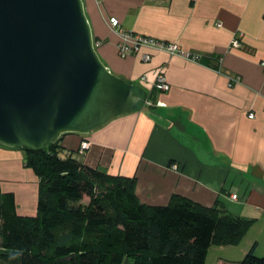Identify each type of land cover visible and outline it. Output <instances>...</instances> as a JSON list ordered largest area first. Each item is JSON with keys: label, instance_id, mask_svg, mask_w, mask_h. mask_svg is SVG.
I'll return each instance as SVG.
<instances>
[{"label": "crops", "instance_id": "crops-1", "mask_svg": "<svg viewBox=\"0 0 264 264\" xmlns=\"http://www.w3.org/2000/svg\"><path fill=\"white\" fill-rule=\"evenodd\" d=\"M82 2L99 58L146 97L134 113L88 134H64L60 145L76 151L86 141L75 157L111 175H134L144 204L164 205L173 194L203 206L219 201L252 221L242 251L254 243L264 255V0ZM110 17L120 30L173 43L199 61L146 47L120 58ZM159 71L166 91L153 88ZM234 76L240 80L229 86ZM24 157L0 145V191L13 192L18 214L34 215L38 179Z\"/></svg>", "mask_w": 264, "mask_h": 264}, {"label": "trees", "instance_id": "trees-1", "mask_svg": "<svg viewBox=\"0 0 264 264\" xmlns=\"http://www.w3.org/2000/svg\"><path fill=\"white\" fill-rule=\"evenodd\" d=\"M78 149L59 139L22 148L38 179L36 211L18 214L13 192L0 191V264H204L210 246L237 245L252 223L217 200L203 206L173 194L164 205L144 204L134 175L88 166ZM235 264H264V255L253 243Z\"/></svg>", "mask_w": 264, "mask_h": 264}, {"label": "water", "instance_id": "water-1", "mask_svg": "<svg viewBox=\"0 0 264 264\" xmlns=\"http://www.w3.org/2000/svg\"><path fill=\"white\" fill-rule=\"evenodd\" d=\"M93 42L82 0H0L1 146L46 148L141 106Z\"/></svg>", "mask_w": 264, "mask_h": 264}, {"label": "built area", "instance_id": "built-area-1", "mask_svg": "<svg viewBox=\"0 0 264 264\" xmlns=\"http://www.w3.org/2000/svg\"><path fill=\"white\" fill-rule=\"evenodd\" d=\"M108 25L111 29L117 32L118 42L116 44V51L120 57H125L126 55L132 52L138 51L141 47H146L153 50L166 52L169 55H177L191 61H199L200 58L199 56L185 53L173 43L157 40L152 37L143 36L131 31L120 30L119 21L115 17H110L108 19ZM93 44L94 46H97L99 44V41H94ZM232 45H236V42L235 41L232 42ZM149 57H150L149 54L143 55V59H149ZM261 65L264 66V61L261 62ZM144 80H145L144 75H141L139 77V82L143 83ZM239 80H240L239 76L231 77L229 79L228 85L231 86L232 84L239 82ZM153 88L158 91H166L169 88V85L166 82L165 77L160 71L155 74ZM146 104H150V102L147 101V99H146ZM248 117L252 118L253 117L252 113H249ZM87 146L88 143L86 141H82L77 151L78 154H82L85 148H87ZM231 198L235 199L236 195L232 194Z\"/></svg>", "mask_w": 264, "mask_h": 264}, {"label": "rangeland", "instance_id": "rangeland-1", "mask_svg": "<svg viewBox=\"0 0 264 264\" xmlns=\"http://www.w3.org/2000/svg\"><path fill=\"white\" fill-rule=\"evenodd\" d=\"M242 241L243 239L237 245L210 246L206 253L205 264H233L240 260L245 252L241 249Z\"/></svg>", "mask_w": 264, "mask_h": 264}]
</instances>
